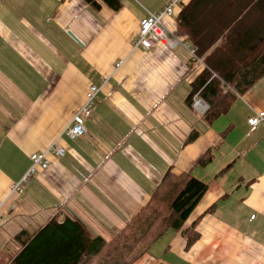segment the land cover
<instances>
[{"label": "crops", "instance_id": "obj_1", "mask_svg": "<svg viewBox=\"0 0 264 264\" xmlns=\"http://www.w3.org/2000/svg\"><path fill=\"white\" fill-rule=\"evenodd\" d=\"M121 1L94 11L84 0H0L1 259L20 250L15 234L53 217L112 239L171 169L208 184L183 226L198 237L187 246L183 229L166 233L132 264H264V121L248 123L264 111V76L207 126L200 97L186 102L205 68L178 23L191 0L162 19L176 44L150 51L134 45L140 20L172 0ZM90 85L99 91L87 133L68 138ZM56 142L65 154L47 153L49 166L25 179L31 155Z\"/></svg>", "mask_w": 264, "mask_h": 264}, {"label": "trees", "instance_id": "obj_2", "mask_svg": "<svg viewBox=\"0 0 264 264\" xmlns=\"http://www.w3.org/2000/svg\"><path fill=\"white\" fill-rule=\"evenodd\" d=\"M84 1L94 11L104 5L122 8L121 0ZM257 9L258 19L247 24ZM178 23L205 64L186 102L192 105L198 95L208 104L202 118L209 126L264 76V0H191L182 6ZM200 132L194 127L188 140ZM209 159L205 153L198 163ZM207 187L191 172L168 169L149 202L112 239L92 234L76 217H53L33 233L15 234L20 250L7 262L0 256V264H132L168 231L183 229ZM182 233L187 246L198 237L193 228Z\"/></svg>", "mask_w": 264, "mask_h": 264}, {"label": "built area", "instance_id": "obj_3", "mask_svg": "<svg viewBox=\"0 0 264 264\" xmlns=\"http://www.w3.org/2000/svg\"><path fill=\"white\" fill-rule=\"evenodd\" d=\"M178 0H172L158 13L148 12L141 20L137 37L135 39V47L141 48L146 51L152 50L158 44H164L169 47H173L176 44V39L172 37L163 23V17L173 15L174 5ZM120 65V64H118ZM99 87L96 85H90L86 102L83 107L74 114L71 122L66 126L64 134L71 139L83 136L87 133L86 122L91 117L93 111V105L97 97ZM195 107L200 111L205 112L207 110V104L198 98L194 102ZM264 121V111H260L257 115L250 117L248 123L251 126L250 132L253 131L261 122ZM65 148L59 143H53L50 147L43 152L33 153L31 155L32 168L27 177L34 172L35 168L39 165L43 168L49 166L47 159V153H53L55 155L63 156L65 154ZM12 190H22V183H16L12 186ZM2 201H0V207Z\"/></svg>", "mask_w": 264, "mask_h": 264}, {"label": "rangeland", "instance_id": "obj_4", "mask_svg": "<svg viewBox=\"0 0 264 264\" xmlns=\"http://www.w3.org/2000/svg\"><path fill=\"white\" fill-rule=\"evenodd\" d=\"M172 233H174V232L173 231H168L166 235H168V234L170 235ZM166 237H168V236H166Z\"/></svg>", "mask_w": 264, "mask_h": 264}]
</instances>
